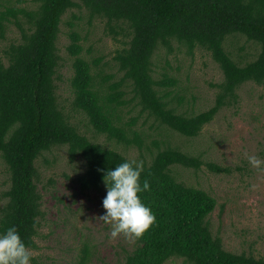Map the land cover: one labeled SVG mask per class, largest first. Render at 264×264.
I'll use <instances>...</instances> for the list:
<instances>
[{"label":"trees","instance_id":"1","mask_svg":"<svg viewBox=\"0 0 264 264\" xmlns=\"http://www.w3.org/2000/svg\"><path fill=\"white\" fill-rule=\"evenodd\" d=\"M24 2L0 0V40L10 24L20 31V39L4 48L5 60H0V158L9 175L0 205V231L15 225L29 251L38 248L44 212L37 161L46 160V152L66 146L70 161L84 160V171L74 180L80 190L106 194L98 169L133 159L127 150L137 149V160L144 162L140 180L147 178L150 184L139 195L155 220L142 235H132L133 248L115 264H165L177 257L187 264H264V255L224 248L210 226L216 198L174 172L177 167H206L215 173L231 169L205 162L167 140V131L199 136L224 107L238 104L241 86L264 85V0H33V6ZM67 13L72 15L65 47L72 59V108L86 116L92 136L72 123L57 93L65 65L58 40ZM84 13L89 26L95 19L102 21L105 36L119 43L113 56L122 73L119 80L103 73L104 57L94 54L93 44L86 48L89 31L83 34L82 22H77ZM239 38L259 47L246 63L235 57L233 39ZM183 47L191 56L197 48L209 53L223 74L222 81L211 84L217 89L214 104L199 112L184 106L177 77L166 72L154 76L157 50L164 48L169 54ZM132 101L140 111L129 117L133 108L125 107ZM144 114L142 124L152 119L150 128L157 134L139 126ZM99 136L105 142H99ZM78 250L71 264H91L90 243L83 241ZM30 260L37 263L31 254Z\"/></svg>","mask_w":264,"mask_h":264},{"label":"rangeland","instance_id":"2","mask_svg":"<svg viewBox=\"0 0 264 264\" xmlns=\"http://www.w3.org/2000/svg\"><path fill=\"white\" fill-rule=\"evenodd\" d=\"M32 1L25 0L22 5L33 6ZM83 15L84 18L77 22H82L80 28L83 34L89 31L86 48L93 44L94 54L104 57L101 63L103 73L111 74L112 81L119 80L122 73L118 71V65L113 60L119 43L111 36H105L102 21L95 19L89 26L87 16L85 13ZM71 16V13H67L63 17L66 21L61 24L58 40L65 65L60 70L62 77L57 82V93L61 104L71 115L72 123L88 136H92L86 116L72 108V59H69L65 50L70 41L67 21ZM8 26L6 38L0 40V60H5L4 48L11 41L17 42L20 39L18 28L13 24ZM233 41L234 44L231 40L236 47H233L235 57L240 63L253 59L259 50L254 42H247L243 38ZM227 46L230 45L227 43ZM245 53L248 54L247 58L238 57ZM154 59L155 77L159 78L166 72L179 79V89L185 96L186 108L199 112L214 104L217 89L211 84L222 81L223 74L209 53L197 48L191 56L183 47L167 54L162 48L157 50ZM126 91L127 98L131 99L132 88L128 86ZM237 93L238 104L224 107L199 136L188 138L167 131L170 135L167 140L173 146H179L193 155H201L205 162L231 169L230 173H215L206 167L198 171L177 167L174 172L186 183L201 187L216 198L217 206L209 217L210 226L213 233L221 237L226 250L261 257L264 255V171L252 166L247 155L254 154L264 160V85L249 82L241 86ZM133 103L134 101L125 107L133 108L128 114L129 117L136 116L140 111L139 106L132 107ZM125 108L123 107L124 110ZM139 119V126L147 132H159L150 128L152 119L142 124L146 114ZM159 130L165 131L163 128ZM98 141L105 142L103 136H99ZM127 155L137 159L139 152L137 149H129ZM44 157L46 160L40 158L37 161V184L42 194L44 215L40 219L36 237L38 248L30 251L37 263L31 264H71L83 241L89 242L92 248L91 264H115L120 261L126 251L133 248L134 238L123 233L111 236L110 224L98 217L105 211L102 207L105 192L82 191L74 181L84 171V160L77 157L75 161H70L66 146L46 152ZM8 178L6 165L0 158V205L4 201L2 194L9 188ZM165 264L187 263L177 257Z\"/></svg>","mask_w":264,"mask_h":264},{"label":"clouds","instance_id":"3","mask_svg":"<svg viewBox=\"0 0 264 264\" xmlns=\"http://www.w3.org/2000/svg\"><path fill=\"white\" fill-rule=\"evenodd\" d=\"M249 163L264 171V160L254 154H248ZM143 160L124 159L114 167L100 168L106 194L102 197L105 209L98 217L110 224V235L119 233L140 236L155 220L150 206L145 204L139 193L149 189L147 178L141 182ZM252 187H255L254 185ZM0 264H31L30 251L16 230L15 225L0 231Z\"/></svg>","mask_w":264,"mask_h":264}]
</instances>
